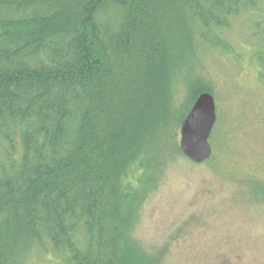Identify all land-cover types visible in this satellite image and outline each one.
I'll list each match as a JSON object with an SVG mask.
<instances>
[{
    "label": "trees",
    "instance_id": "trees-1",
    "mask_svg": "<svg viewBox=\"0 0 264 264\" xmlns=\"http://www.w3.org/2000/svg\"><path fill=\"white\" fill-rule=\"evenodd\" d=\"M263 13L264 0H0V264L153 263L131 237L137 209L211 90L188 82L180 113L173 79L200 45L241 56L222 33L250 18L264 83ZM252 110L264 126V104ZM220 119L207 163L224 171Z\"/></svg>",
    "mask_w": 264,
    "mask_h": 264
},
{
    "label": "rangeland",
    "instance_id": "rangeland-1",
    "mask_svg": "<svg viewBox=\"0 0 264 264\" xmlns=\"http://www.w3.org/2000/svg\"><path fill=\"white\" fill-rule=\"evenodd\" d=\"M250 23L245 18L222 33L241 56L222 54L193 40V48H204L185 56L173 79L180 113L188 100V82L196 81L211 89L226 131L232 128L230 121L241 116H247L251 125L230 130L233 145L222 149L230 155L222 164L224 171L207 161L194 164L182 154L168 155L155 187L140 201L131 229L132 240L152 258L150 264H264V198L256 196L255 185L248 184L264 182V126L254 123L252 110L264 104V83L259 81L251 47L246 44H258L245 35L254 28ZM178 111L175 120L181 116ZM178 133L176 127L177 145ZM24 262L50 264L34 256Z\"/></svg>",
    "mask_w": 264,
    "mask_h": 264
},
{
    "label": "water",
    "instance_id": "water-1",
    "mask_svg": "<svg viewBox=\"0 0 264 264\" xmlns=\"http://www.w3.org/2000/svg\"><path fill=\"white\" fill-rule=\"evenodd\" d=\"M216 120L213 96L208 92L200 93L182 119L178 133V150L192 163L202 164L210 159V137Z\"/></svg>",
    "mask_w": 264,
    "mask_h": 264
}]
</instances>
